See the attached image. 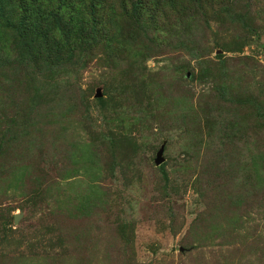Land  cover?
<instances>
[{
    "label": "rangeland",
    "instance_id": "rangeland-1",
    "mask_svg": "<svg viewBox=\"0 0 264 264\" xmlns=\"http://www.w3.org/2000/svg\"><path fill=\"white\" fill-rule=\"evenodd\" d=\"M210 1L203 58L180 44L189 19L175 10L154 33L172 52L136 68L99 47L71 71L35 74L29 65L0 78V264H264V119L252 122L257 97L264 116V0H250L259 13L245 39L246 30L215 19L226 0ZM225 85L243 105L200 117L206 153L195 156L187 125L197 126L186 114ZM234 115L244 124L234 126ZM253 172L262 197L246 198L238 220L223 198L235 184H254ZM201 213L212 221L194 232Z\"/></svg>",
    "mask_w": 264,
    "mask_h": 264
},
{
    "label": "trees",
    "instance_id": "trees-1",
    "mask_svg": "<svg viewBox=\"0 0 264 264\" xmlns=\"http://www.w3.org/2000/svg\"><path fill=\"white\" fill-rule=\"evenodd\" d=\"M207 2L211 1L0 0V78L17 75L18 67L27 69L29 65L38 68L35 74L47 71L56 73L71 71L76 68L78 62L83 60L85 54L92 53L99 47L103 48L105 56L113 63L117 57H121L120 61L125 60L126 65L129 64L128 67L136 65L138 67L141 60L145 62L148 58L172 52L170 49L172 46L169 48V45H162V40L156 39L154 33L160 35L165 27H170L175 10L189 19L186 38L183 37L179 41L180 44L184 48L188 46V54L195 59L203 58L208 52V40L211 33V28L202 13ZM192 8L195 10L193 16L190 14ZM216 13L215 19L220 27L246 30L243 36L239 35L241 39H245L247 32L253 30L249 28V23L256 22L254 16H257L259 12L255 10L250 0H226L222 2L221 9ZM198 15L204 19L199 18ZM9 73L11 75H8ZM131 74L134 75L132 71ZM138 76L141 75H137L130 82L134 90H137ZM167 85L170 83L167 82ZM133 89L126 93L121 91V98H125L129 92L133 93ZM219 90V92L210 90L202 95H207L205 111L199 103L194 115L186 114V117H191L190 124L197 126L192 129L189 127V122L187 125V128L193 132L190 143L195 156L202 150L206 153L202 145L205 134L200 121L210 114L218 118L222 115L229 116L233 110L243 105L238 100V95L234 96L227 85ZM132 100L133 98L128 102ZM97 101L103 103L102 98ZM259 102L257 97L253 105L256 117H253L252 122L264 119V116L259 118L263 111L259 107ZM200 117L203 119L201 120ZM230 119L234 126L242 125L245 121L241 117L238 120L235 119V115ZM208 137H210L209 133ZM222 140L221 138L220 141ZM115 142V138L111 137L105 141V144L111 149L115 147ZM96 146L90 147V151L98 157L100 149ZM218 152L216 151L202 162L201 174H206L207 169L214 166L213 158L215 156L217 160ZM160 169L162 170L163 167ZM253 173L254 184L245 182L241 186L235 184L229 190L235 199L229 195L223 198L225 205L229 202L228 206L232 208V212H237L238 220H241L245 214L240 210L245 206L246 198L250 197L251 202H257L262 197V177L258 172ZM211 177L215 179V182L220 178L218 174L213 173ZM212 215L201 213L199 218L191 224L190 229L194 232L202 230L206 227V223L212 221Z\"/></svg>",
    "mask_w": 264,
    "mask_h": 264
},
{
    "label": "water",
    "instance_id": "water-1",
    "mask_svg": "<svg viewBox=\"0 0 264 264\" xmlns=\"http://www.w3.org/2000/svg\"><path fill=\"white\" fill-rule=\"evenodd\" d=\"M162 155V149L157 153L156 159H155V165L160 166L163 163V159L161 157ZM18 216H14V223H17Z\"/></svg>",
    "mask_w": 264,
    "mask_h": 264
}]
</instances>
